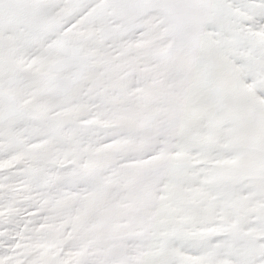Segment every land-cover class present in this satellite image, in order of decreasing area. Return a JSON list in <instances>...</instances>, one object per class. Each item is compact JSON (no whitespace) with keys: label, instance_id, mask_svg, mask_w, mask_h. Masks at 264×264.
I'll use <instances>...</instances> for the list:
<instances>
[{"label":"snow or ice","instance_id":"6c2138e0","mask_svg":"<svg viewBox=\"0 0 264 264\" xmlns=\"http://www.w3.org/2000/svg\"><path fill=\"white\" fill-rule=\"evenodd\" d=\"M0 264H264V0H0Z\"/></svg>","mask_w":264,"mask_h":264}]
</instances>
